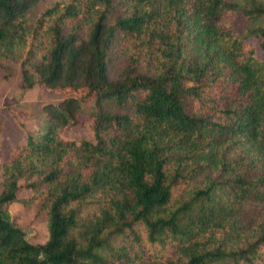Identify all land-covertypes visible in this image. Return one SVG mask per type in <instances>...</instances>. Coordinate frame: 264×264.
<instances>
[{
  "label": "trees",
  "instance_id": "16d2710c",
  "mask_svg": "<svg viewBox=\"0 0 264 264\" xmlns=\"http://www.w3.org/2000/svg\"><path fill=\"white\" fill-rule=\"evenodd\" d=\"M250 39L264 53V0H0V69L16 57L22 89L61 90L44 130L14 117L0 264H264V57ZM89 100L94 139L64 137ZM12 202L44 219L43 243L11 222Z\"/></svg>",
  "mask_w": 264,
  "mask_h": 264
},
{
  "label": "rangeland",
  "instance_id": "374dc122",
  "mask_svg": "<svg viewBox=\"0 0 264 264\" xmlns=\"http://www.w3.org/2000/svg\"><path fill=\"white\" fill-rule=\"evenodd\" d=\"M256 47L257 54L264 57V53L258 48V39H250ZM16 58V57H15ZM3 60L7 66L0 69V175L2 166L7 161V150L11 144L23 141V133L14 123V117L20 119L28 130H44L47 116L43 106L47 103H56L61 98V90L48 88L35 84L31 88L22 89L21 63L18 59ZM124 64L120 51H115L108 75L115 78ZM81 111L78 117L82 122L76 125H67L62 134L66 138L82 137L93 140L92 113L95 110L91 100L81 103ZM14 115H13V114ZM22 195H30V191L22 190ZM8 215L11 222L25 231L26 238L32 243H43L47 239L46 223L42 217L33 218L32 205L21 202H12L8 206Z\"/></svg>",
  "mask_w": 264,
  "mask_h": 264
}]
</instances>
